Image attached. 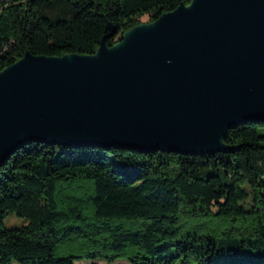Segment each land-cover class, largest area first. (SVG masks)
<instances>
[{"label": "trees", "instance_id": "trees-1", "mask_svg": "<svg viewBox=\"0 0 264 264\" xmlns=\"http://www.w3.org/2000/svg\"><path fill=\"white\" fill-rule=\"evenodd\" d=\"M189 2L0 0V70L26 51L92 54ZM223 140L237 148H17L0 165V264H264V122ZM7 213L26 223L5 227Z\"/></svg>", "mask_w": 264, "mask_h": 264}, {"label": "water", "instance_id": "water-1", "mask_svg": "<svg viewBox=\"0 0 264 264\" xmlns=\"http://www.w3.org/2000/svg\"><path fill=\"white\" fill-rule=\"evenodd\" d=\"M249 120L264 122V0H190L92 54L0 70V165L30 142L231 152L226 130Z\"/></svg>", "mask_w": 264, "mask_h": 264}, {"label": "rangeland", "instance_id": "rangeland-1", "mask_svg": "<svg viewBox=\"0 0 264 264\" xmlns=\"http://www.w3.org/2000/svg\"><path fill=\"white\" fill-rule=\"evenodd\" d=\"M141 20H142L141 23L149 22V21H147L146 17H143ZM3 223H4L5 227L10 228V227L21 226V225L26 223V220L21 218V217L16 216L13 213H7L5 215V217L3 218ZM96 262L98 264H106V262L102 261V260L96 261ZM13 264H18V263L14 262ZM74 264H91V261H89V260H77L74 262ZM113 264H130V263L126 260L119 259V260H116Z\"/></svg>", "mask_w": 264, "mask_h": 264}]
</instances>
